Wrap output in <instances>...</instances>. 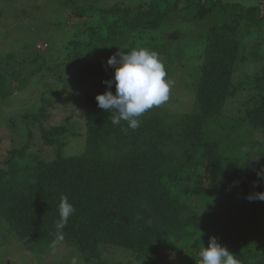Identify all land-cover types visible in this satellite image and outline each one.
Listing matches in <instances>:
<instances>
[{"label": "trees", "instance_id": "16d2710c", "mask_svg": "<svg viewBox=\"0 0 264 264\" xmlns=\"http://www.w3.org/2000/svg\"><path fill=\"white\" fill-rule=\"evenodd\" d=\"M180 1L99 7L88 29L66 31V43L57 45L65 48L63 56H48L56 66L46 69L62 86L44 100L80 87L86 120L78 142L83 149L70 152L80 138L71 118L45 128L40 119L47 108L37 107L40 114L23 116L28 142L1 161L0 224L34 254L66 245L80 264H111L106 253L120 252L123 258L113 264H199L201 242L207 247L215 236L241 264H264V201L247 198L264 192L257 175H264V5ZM187 18L213 25L201 37L193 109L180 113L160 105L140 117L135 130L123 120L114 125L113 113L95 99L114 75L107 59L118 48H148L158 53L169 80L185 34L161 33ZM33 46L44 66L46 53ZM242 64L246 74L239 78ZM43 66L28 77L0 71L1 100L25 90ZM70 66L77 71H66ZM30 124L54 150L51 158L30 150ZM63 197L75 211L58 229Z\"/></svg>", "mask_w": 264, "mask_h": 264}, {"label": "rangeland", "instance_id": "374dc122", "mask_svg": "<svg viewBox=\"0 0 264 264\" xmlns=\"http://www.w3.org/2000/svg\"><path fill=\"white\" fill-rule=\"evenodd\" d=\"M147 1L149 0H75L71 4L63 5L59 0H8L0 3L3 7V14L0 17V59L5 58L3 59L5 63L0 64V71L28 77L36 71L37 66H43L35 58L37 53L33 45L44 51L47 57L45 67H42L44 69L38 72L41 77H31L25 90H18L4 101L0 98V164L11 150L20 148L28 142L30 138L26 137L28 120L23 116L28 113L40 114L39 108L42 106L47 109L46 116L40 119V124L45 128H52L71 118L70 125L76 127L80 138L71 142L68 150L76 153L83 149L82 143L78 144L84 139L86 120L85 101L81 100L80 87L76 86V89L66 92H61L62 90L51 92V103L44 100L48 98L50 91L57 87L60 89L62 86L57 83L58 75L46 69L56 66L54 60L48 56H52L53 59L58 55L63 56L62 50L65 48L57 45L61 42L66 43V31L76 29L78 26L80 29H88L92 25L90 21L97 8H109L114 3L135 7ZM236 1L245 5H251L253 2L264 5V0ZM180 2L181 5H185L186 0ZM64 20L67 23L65 26L62 24ZM211 27H213L211 20L189 21L187 18L186 22L172 25V28L161 33V37L165 38L169 37L168 33L177 30L186 35L183 36L184 42L180 43L174 58L172 66L175 70L169 79L171 82L169 99L162 104L163 106L180 113L190 112L193 109L194 88L198 79L196 66L203 47L201 37ZM9 54L11 58L7 57ZM171 55L174 56L173 51ZM65 63L69 64L68 61ZM76 69L70 66L66 71ZM245 69V65L242 64L235 76L243 78L246 74L243 72ZM50 85L54 87L50 88ZM29 126L34 130L30 150L38 157L51 158L55 153L54 150L40 139L38 129L33 128L32 124ZM34 253L36 251L30 249L29 244L15 240L13 235L0 224V264H80L77 251L66 245L56 247L49 252ZM121 256L120 252V254L106 253L105 257H108L106 260L108 263L113 264L121 260L123 258Z\"/></svg>", "mask_w": 264, "mask_h": 264}, {"label": "clouds", "instance_id": "9594fccd", "mask_svg": "<svg viewBox=\"0 0 264 264\" xmlns=\"http://www.w3.org/2000/svg\"><path fill=\"white\" fill-rule=\"evenodd\" d=\"M124 49L118 48L107 59L106 64L114 69V75L103 81L106 90L97 94L95 99L98 107L113 113L111 120L114 125H119L123 120L128 128L135 130L140 126V117L169 99L171 82L166 79L165 66L158 53L144 47L126 49V52ZM113 85L115 92L112 91ZM257 175L264 178L259 172ZM247 198L264 201V192L250 194ZM74 211L73 205L63 197L58 229L64 227ZM201 244L199 264H241L237 255L219 243L215 236L209 238L207 247Z\"/></svg>", "mask_w": 264, "mask_h": 264}]
</instances>
